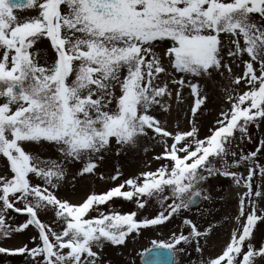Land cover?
Wrapping results in <instances>:
<instances>
[{
    "label": "snow or ice",
    "instance_id": "snow-or-ice-1",
    "mask_svg": "<svg viewBox=\"0 0 264 264\" xmlns=\"http://www.w3.org/2000/svg\"><path fill=\"white\" fill-rule=\"evenodd\" d=\"M0 256L264 264V0H0Z\"/></svg>",
    "mask_w": 264,
    "mask_h": 264
},
{
    "label": "rangeland",
    "instance_id": "rangeland-1",
    "mask_svg": "<svg viewBox=\"0 0 264 264\" xmlns=\"http://www.w3.org/2000/svg\"><path fill=\"white\" fill-rule=\"evenodd\" d=\"M127 163L131 166H135L137 163L136 157H131L127 161ZM103 185H93V187H102ZM225 187H227L225 185ZM71 191V189H69ZM119 207V205H117ZM134 207V206H133ZM151 211V209H149ZM152 237V233H145L143 237H141L136 244H129V249H139L143 247L149 246V239ZM162 238V237H160ZM113 259L120 260V257L116 256L115 253H113ZM183 259V258H181ZM0 264H17V261L15 258H5L3 256H0ZM136 264H140V258L139 256H136Z\"/></svg>",
    "mask_w": 264,
    "mask_h": 264
}]
</instances>
